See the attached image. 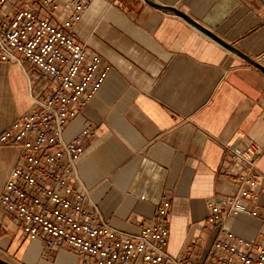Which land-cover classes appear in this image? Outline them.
<instances>
[{
  "label": "crops",
  "instance_id": "1",
  "mask_svg": "<svg viewBox=\"0 0 264 264\" xmlns=\"http://www.w3.org/2000/svg\"><path fill=\"white\" fill-rule=\"evenodd\" d=\"M173 6L264 66V0H153ZM66 0H62L63 18ZM74 28L113 69L96 97L65 129L69 141L95 131L78 164V187L87 189L99 217L112 229L135 233L161 198L171 197L167 252L181 256L194 245L202 260L215 239L264 242L261 216L229 218L224 231L206 226L207 203L236 193L225 175L228 148L248 141L262 149L264 72L181 16L143 0H96ZM42 85L32 88L24 66L0 63V135L34 108ZM20 149L0 145V194ZM253 206V205H251ZM23 264H81L69 251L48 253L28 240L0 206V253Z\"/></svg>",
  "mask_w": 264,
  "mask_h": 264
},
{
  "label": "built area",
  "instance_id": "2",
  "mask_svg": "<svg viewBox=\"0 0 264 264\" xmlns=\"http://www.w3.org/2000/svg\"><path fill=\"white\" fill-rule=\"evenodd\" d=\"M94 1L66 0L60 18L62 0H0V63L24 66L31 87L42 85L34 108L0 135V145L20 149L0 206L28 240L41 242L48 253H74L81 264H264V242L236 240L231 232L215 239L202 260L192 256L194 245L171 256L169 195L153 218L126 233L106 224L89 191L78 187L77 167L95 131L86 127L69 141L64 131L113 69L73 32ZM262 156L253 141L228 148L225 175L236 193L207 203L206 226L223 230L229 218L261 216Z\"/></svg>",
  "mask_w": 264,
  "mask_h": 264
},
{
  "label": "water",
  "instance_id": "3",
  "mask_svg": "<svg viewBox=\"0 0 264 264\" xmlns=\"http://www.w3.org/2000/svg\"><path fill=\"white\" fill-rule=\"evenodd\" d=\"M143 1H145L149 6L151 5L152 7H155L157 9H160V10H163V11L166 10L168 12H171L173 14L181 16L191 26H194V27L198 28L201 32H203L207 36H210L214 41L218 42L221 46L223 45L224 47H226L227 49L231 50L235 54L240 55L246 61H248L251 65L253 64L256 68H259L260 70H262L264 72V66H262L261 64H259L255 60L249 58L246 54L242 53L239 49H236L234 46L229 44L227 41L221 39L211 29L204 27L199 22H197L196 20L192 19L188 14L184 13L183 11H181L179 8L177 9V8H175L173 6L160 5V4L156 3V2H154L153 0H143ZM0 264H12V263L6 261L3 258H0Z\"/></svg>",
  "mask_w": 264,
  "mask_h": 264
},
{
  "label": "rangeland",
  "instance_id": "4",
  "mask_svg": "<svg viewBox=\"0 0 264 264\" xmlns=\"http://www.w3.org/2000/svg\"><path fill=\"white\" fill-rule=\"evenodd\" d=\"M14 3H16V2H14ZM0 258L5 259L6 261H8L12 264H23V263L19 262L17 259H15L14 257H12L8 254H5L3 252L0 253Z\"/></svg>",
  "mask_w": 264,
  "mask_h": 264
}]
</instances>
